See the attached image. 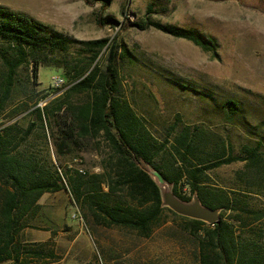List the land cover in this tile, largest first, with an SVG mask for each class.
I'll return each instance as SVG.
<instances>
[{
    "label": "rangeland",
    "instance_id": "374dc122",
    "mask_svg": "<svg viewBox=\"0 0 264 264\" xmlns=\"http://www.w3.org/2000/svg\"><path fill=\"white\" fill-rule=\"evenodd\" d=\"M150 3L152 12L146 15ZM0 6L76 40L117 36L133 56L131 62L119 63L121 94L156 140L163 143L167 137V150L175 132L188 126L204 130V150L211 154L227 144L232 156L245 157L244 149L258 147L260 163L254 167L240 159L205 173L208 185L243 192L250 207L264 210V0H109L106 7L97 0H0ZM145 17L214 38L217 56L154 28L135 27ZM102 53L98 59L103 68ZM4 74L0 60V79ZM54 77L63 78L59 70L41 66L33 83L29 69L20 68L17 80L24 89L14 92L0 122L25 128L30 116L17 111L24 102L31 105L50 94L38 104L44 106L68 88L63 79L64 85L53 89ZM84 99L75 96L72 103ZM225 100L237 103L238 115L225 114ZM57 120L39 124L26 145L53 179L59 177L63 189L42 195L39 209L20 232L21 244L52 251L54 259H60L55 264H199L196 241L181 229L185 222L170 212L164 211L150 236L143 238L136 231L95 220L85 205L72 199L66 187L70 170L102 174L109 151L100 139L59 150ZM101 189L109 192L108 183ZM256 226L264 235V219ZM54 259L42 258L39 264H53Z\"/></svg>",
    "mask_w": 264,
    "mask_h": 264
},
{
    "label": "trees",
    "instance_id": "16d2710c",
    "mask_svg": "<svg viewBox=\"0 0 264 264\" xmlns=\"http://www.w3.org/2000/svg\"><path fill=\"white\" fill-rule=\"evenodd\" d=\"M97 1H102L103 7L109 3ZM150 12L152 3L147 5L146 15ZM106 20L117 23L113 18ZM134 25L140 30L154 28L189 41L217 56L216 40L195 29L162 25L149 17ZM101 53L105 54L103 68L98 59ZM132 59L131 51L117 36L76 40L24 13L0 6V60L5 70L0 79V117L14 92L24 89L17 80L22 67L29 69L33 83L41 66L53 67L61 72L68 86L64 94L42 107L39 102L50 94L42 95L31 105L24 102L17 111L22 117L30 116L25 128L0 122V264H39L42 258H55L52 251L44 252L41 246L26 248L19 239L25 221L39 209L42 195L63 189L59 177L53 179L26 145L34 129L54 117L58 118L59 150L100 139L109 151L102 162V174L88 176L70 170L68 175L66 187L72 199L85 205L95 220L148 238L162 213L168 211L185 222L181 229L196 241L199 264H264V235L256 226L264 219V210L250 207L243 192L208 185L205 173L240 159L254 167L260 163L259 148H246V156L240 157L232 156L226 144L221 152L211 154L204 150V130L183 126L165 150L169 139L158 142L121 94L119 63ZM75 96L85 99L74 104ZM222 107L229 118L240 111L232 100H225ZM176 128V124L171 126V132ZM142 165L170 183L180 200L190 202L196 195L203 206L220 209V222L208 225L162 207L160 191ZM105 182L109 192L101 189ZM118 192H124L125 197H118ZM59 260L54 259L53 264Z\"/></svg>",
    "mask_w": 264,
    "mask_h": 264
},
{
    "label": "water",
    "instance_id": "95a60500",
    "mask_svg": "<svg viewBox=\"0 0 264 264\" xmlns=\"http://www.w3.org/2000/svg\"><path fill=\"white\" fill-rule=\"evenodd\" d=\"M150 169L151 171H147V173L160 191L162 207L168 208L178 216L202 221L208 225L213 226L220 222V209H210L203 206L196 195H193L190 202L180 200L173 194L172 185L152 168Z\"/></svg>",
    "mask_w": 264,
    "mask_h": 264
},
{
    "label": "built area",
    "instance_id": "2783aa9c",
    "mask_svg": "<svg viewBox=\"0 0 264 264\" xmlns=\"http://www.w3.org/2000/svg\"><path fill=\"white\" fill-rule=\"evenodd\" d=\"M64 80L61 77H54L52 79V85L54 88H61L64 85ZM40 107H42V105H39Z\"/></svg>",
    "mask_w": 264,
    "mask_h": 264
}]
</instances>
